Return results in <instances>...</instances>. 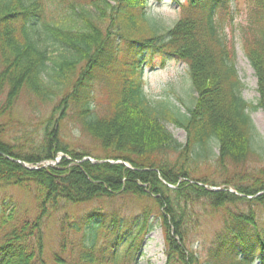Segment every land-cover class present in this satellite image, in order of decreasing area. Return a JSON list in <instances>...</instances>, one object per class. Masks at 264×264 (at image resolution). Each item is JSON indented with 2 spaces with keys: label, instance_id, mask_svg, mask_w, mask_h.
I'll list each match as a JSON object with an SVG mask.
<instances>
[{
  "label": "trees",
  "instance_id": "trees-1",
  "mask_svg": "<svg viewBox=\"0 0 264 264\" xmlns=\"http://www.w3.org/2000/svg\"><path fill=\"white\" fill-rule=\"evenodd\" d=\"M109 1L0 0V117H7L0 122V264H47L43 219L65 205L117 197L136 204L151 199L155 211L64 217L52 264H138L156 222L165 264H264V162L256 172L246 170L263 151L253 143L248 111L264 113V0H253L241 35L257 77L254 106L241 96L235 44L223 31L234 0H169L182 16L168 28L148 22L151 0ZM88 7L98 17L86 14ZM68 11L81 16L75 27L61 25ZM42 36L73 61L51 64ZM169 62L187 70L196 95L189 106H174L169 95L152 100L144 89L145 69ZM20 99L34 105L35 115L49 106L47 117L37 115L40 132L15 122ZM168 123L186 132L185 144L166 131ZM66 124L88 148L67 146ZM59 155L56 165L43 166ZM202 164L212 174L205 166L201 176ZM230 169L245 178L230 181ZM11 188L31 196L32 218L20 213ZM198 202L202 214L218 217L202 258L188 247L201 231Z\"/></svg>",
  "mask_w": 264,
  "mask_h": 264
},
{
  "label": "rangeland",
  "instance_id": "rangeland-1",
  "mask_svg": "<svg viewBox=\"0 0 264 264\" xmlns=\"http://www.w3.org/2000/svg\"><path fill=\"white\" fill-rule=\"evenodd\" d=\"M25 4H28L32 0H22ZM110 2L109 0H107ZM253 4V0H234L233 3V16L232 21L224 23L223 31L227 36L228 41L233 40L235 44V53H236V71L240 79V83L243 85L241 96L242 98L249 104L255 105L258 102L260 95L257 92V77L254 73L251 64L246 58V54L244 52V43L241 39L242 30L247 27V17L250 11V7ZM92 17H98L96 15V11L93 7H88L86 10V14ZM145 14L148 19V22H154L158 25V27H172L174 22L181 18L182 12L181 8L176 6L174 2L169 0H162L160 2H154L153 0L149 1L147 7L145 9ZM61 20V25L63 27H75L79 22H81V16L78 13L68 11L65 17H59ZM63 20V21H62ZM138 30L140 29L139 27ZM129 29V28H128ZM41 40L40 48L46 50L47 56L50 60V63L53 62H66L73 61L75 56H72L67 52L64 53L62 49H59L57 45L53 44L50 40L44 39V36L39 38ZM45 41V42H44ZM145 89H147L148 95L152 100H161L166 97L171 96L172 103L174 106L180 107L183 105L186 107L191 104V102L195 99L196 95L193 93V90L190 87L189 76L187 75L186 68L177 62H169L165 65L164 68H156L154 71H150V69H145L143 74ZM98 81L95 82V87H98ZM169 95V96H168ZM178 99H177V98ZM3 98H0V102ZM27 103V102H26ZM23 99H20L15 103V109L12 112V116L15 119V122H19L23 124L24 127H36L37 131L40 132L41 126H39L38 116L42 119L47 117L50 113L49 106L43 107L40 111L42 115L39 113L35 115V109L32 108L34 105L26 104ZM249 117H251V121L253 124L254 132H253V140L254 145L262 147L263 151L257 152V157L254 161H250L246 167L247 171L256 172L263 165L264 160L262 161V157H264V113L261 109L257 110H249ZM7 118L3 115L0 117V122L3 123L4 119ZM166 131H169L176 142H180L181 144L186 143V132L182 129H177L172 124L166 125ZM63 139L66 141L68 147L81 149L82 146L87 147L86 139L81 135L77 134L76 129L69 124L62 129ZM94 147V146H93ZM88 148V147H87ZM78 149V150H79ZM95 150L97 148L94 147ZM213 151L217 154L218 151L213 149ZM262 155V157L260 156ZM62 155L57 156V160L53 162H44L42 163L44 167L56 165L61 161ZM176 157L175 154H172L171 158L174 159ZM89 160L90 162H94V159L84 158ZM113 163V162H112ZM121 163V162H114ZM28 169H35V166L23 164ZM124 166H128L127 164ZM205 166L207 167V173L212 174V167L209 164H202L199 168V173L205 174ZM245 170V171H246ZM227 175H230V181H234L235 179L245 178V175H236L235 171L230 169L227 171ZM200 177V176H199ZM210 182H218V178L215 176H209ZM201 185V184H199ZM206 189L211 191L222 190L223 187H210L206 186ZM232 191V189H228ZM7 193L11 194L16 201L19 203L21 211L20 213L25 216H29L32 218L35 215V203L33 202L31 196L25 194L24 192L18 191L17 189L11 188L7 191ZM197 212L201 213L199 216V220L201 222V231L199 235H195L190 238L191 244L189 243L188 247H190L194 252L198 253L199 257H203L206 253V247L208 246L212 234H214L217 230L218 217L215 214V217L210 216L208 211H205L202 214V207L200 206V202L196 203ZM154 202L153 200H141L139 203H132L130 199L128 202L126 199H122L117 197L116 200L110 201H100L95 202L94 204H83V205H74L68 206L65 205L62 210H58L56 213H52L49 218H45L42 220V232L44 234V245H45V256L47 260V264H52V258L54 253L59 252V222L64 217H72L75 215H84L86 212L101 210L103 213L110 212L114 210H119L120 213L125 215L139 212V208H153ZM136 207V208H134ZM189 248V249H190ZM142 254L137 259L138 264H165V251H164V240L162 230L159 228L158 222L154 224V229L151 234L146 238L144 247L142 249Z\"/></svg>",
  "mask_w": 264,
  "mask_h": 264
}]
</instances>
